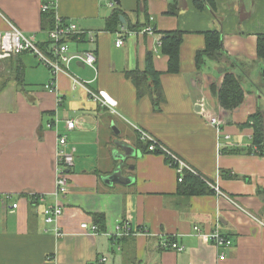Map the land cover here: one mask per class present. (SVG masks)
<instances>
[{
  "label": "crops",
  "instance_id": "0c3cea01",
  "mask_svg": "<svg viewBox=\"0 0 264 264\" xmlns=\"http://www.w3.org/2000/svg\"><path fill=\"white\" fill-rule=\"evenodd\" d=\"M44 1L53 3L47 13L40 11ZM115 10L123 22L111 19ZM56 17L86 32L70 37L68 50L92 53L95 63L72 61L68 71L82 85L73 89L71 79L59 74L50 93L44 88L49 70L32 54L0 61V264H264V157L245 152L253 130L243 126L256 110L264 114V60L256 54L257 36L264 35V0H0V32L11 24L34 34L40 45H46L44 31ZM146 27L155 32L142 33ZM169 31L182 34L175 73L168 72L161 45ZM213 31L220 33L229 61L206 59L197 68L194 57L204 47V33ZM119 37L123 45L116 48ZM147 58L159 74L158 107L149 80L139 95L126 76L143 73ZM225 72L240 79L244 92L232 112L217 99ZM87 90L104 92L115 107L103 106ZM66 120L75 122L73 130H65ZM136 129L223 196L205 183L211 193H181L186 186L163 156L146 151ZM59 134L66 135L65 151L73 156L70 187L59 199L62 237L42 214L55 201ZM39 196L43 201L34 203ZM123 222L137 234L115 238ZM83 223L100 232L84 233ZM193 227L203 233L216 229L231 245L206 243ZM161 237L184 250L159 248Z\"/></svg>",
  "mask_w": 264,
  "mask_h": 264
},
{
  "label": "built area",
  "instance_id": "2783aa9c",
  "mask_svg": "<svg viewBox=\"0 0 264 264\" xmlns=\"http://www.w3.org/2000/svg\"><path fill=\"white\" fill-rule=\"evenodd\" d=\"M106 1V0H103ZM113 6L112 3L109 4ZM53 9L52 2L44 1L41 4V13H47ZM153 29L151 27H146L142 33L148 35L153 34ZM46 35L47 42L46 45H40L34 34H27L25 31L18 29L17 27L9 24L8 28L0 32V61L11 59L17 57L23 53L32 54L37 61L49 70L51 75L50 81L44 86V88L50 92H55L56 88V77L59 74H65L71 79L73 85L72 88L76 86H81L82 81L77 77L70 74L68 71V66L72 61L79 62L83 65L93 67L95 63V57L92 53H70L67 46V40L70 37L81 38L86 35L85 31L79 30L75 23H64L59 18H55L54 25L51 29L44 31ZM90 39H94L93 33H89ZM123 45V38L119 37L115 41V47L120 48ZM45 46V47H42ZM65 67V69L63 68ZM89 97L98 100L103 106L109 108L110 110L115 107V103L111 101L104 92H98L97 94L87 90ZM209 124L213 127H217L219 122L216 118H210ZM48 127L55 126L48 125ZM75 128V122L73 120L65 121V130L71 131ZM139 140L146 145V151L149 153H156L164 157L166 163L174 170L177 182L181 183L183 181L185 174H191L206 185L211 187L212 191L216 196H223L219 189L208 183L203 177L199 176L194 170H192L185 162H183L178 156L173 152L164 147L161 143L151 137L147 132L136 129ZM57 150L55 152V190L53 192L54 203L52 205H47L44 207L42 214L44 217V224L53 227V232L56 237H62L63 233L60 231L58 222L63 214V206L59 202V199L68 193L70 187L69 181V170L73 166V156L71 153L65 151L66 146V135L59 134L57 141ZM36 201L42 202L43 199L39 197H34ZM16 205H13L15 208ZM129 222H123L116 227L115 238H121L126 235H135L136 232H132L129 229ZM81 230L84 233L97 234L99 232L96 225H87L83 223L80 225ZM195 234L204 242L212 243L216 247H229L231 245L230 239L225 235L221 234L218 230L214 229L210 233H203L198 227H193ZM140 234H146L147 232L139 231ZM159 248L163 250H173L176 252H182L184 250L183 246L176 244L175 242L167 239V237H161L159 242ZM223 258V255L220 257ZM106 259H101L100 263L105 262Z\"/></svg>",
  "mask_w": 264,
  "mask_h": 264
},
{
  "label": "trees",
  "instance_id": "16d2710c",
  "mask_svg": "<svg viewBox=\"0 0 264 264\" xmlns=\"http://www.w3.org/2000/svg\"><path fill=\"white\" fill-rule=\"evenodd\" d=\"M198 6V4L196 3ZM172 10H169L171 13ZM120 21V15L117 10L112 13L111 19ZM155 32V30H154ZM182 43V34L178 31L164 32L161 38L162 50L168 55V72L175 73L178 69L179 63V47ZM45 47V46H42ZM257 58L264 60V35L257 36L256 43ZM209 59L215 62H221L223 60L229 61L222 48L221 35L217 31L204 33V47L197 51L194 57L195 65L198 68L203 64L204 60ZM126 76L130 78L133 85L137 89L140 95L143 90L141 84L143 81L149 80L150 94L152 96L153 105L158 107V104L162 101L159 85V74L156 73L152 67L150 58H147L145 71L143 73L131 72L126 73ZM217 99L220 107L225 112H232L239 108L244 100V92L241 88L240 79L232 72H225L220 88L217 92ZM243 126H250L253 130L251 145L246 149V153L250 155H256L264 157V114L260 110H256L255 113L250 115ZM146 149V146H145ZM200 180V179H199ZM198 178L191 174H185L182 186H186L180 189L183 194L200 195L211 193L203 181H199ZM32 199V198H31ZM37 201L34 200V203ZM95 221H99L102 224V216H94ZM98 230H100L98 228ZM100 232V231H99Z\"/></svg>",
  "mask_w": 264,
  "mask_h": 264
},
{
  "label": "water",
  "instance_id": "95a60500",
  "mask_svg": "<svg viewBox=\"0 0 264 264\" xmlns=\"http://www.w3.org/2000/svg\"><path fill=\"white\" fill-rule=\"evenodd\" d=\"M113 2H115L117 4L119 2V0H113ZM120 21L123 22V18L122 17H120ZM117 144H119V143H117ZM120 145H123V144L120 143ZM114 176H115V178H117V175L116 174H114Z\"/></svg>",
  "mask_w": 264,
  "mask_h": 264
}]
</instances>
